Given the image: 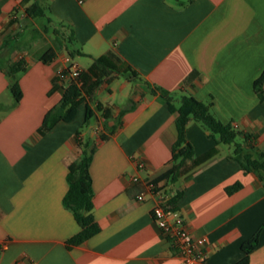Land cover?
<instances>
[{"label":"crops","instance_id":"obj_1","mask_svg":"<svg viewBox=\"0 0 264 264\" xmlns=\"http://www.w3.org/2000/svg\"><path fill=\"white\" fill-rule=\"evenodd\" d=\"M34 4L43 14L29 13ZM21 59L17 100L7 71ZM74 62L80 81L66 72ZM263 70L264 0H0V264H177L153 216L160 201L207 238L208 264H237L242 243L258 230L250 264H264V178L194 119L186 133L198 162L190 160L176 180L164 177L177 112L151 89L175 92L177 104L184 93L212 102L219 119L264 149V99L254 87ZM73 83L83 97L76 115L43 129ZM87 105L94 115L85 123ZM81 142L97 145L90 171L100 231L69 246L81 227L64 196ZM147 180L157 192L140 200Z\"/></svg>","mask_w":264,"mask_h":264},{"label":"trees","instance_id":"obj_2","mask_svg":"<svg viewBox=\"0 0 264 264\" xmlns=\"http://www.w3.org/2000/svg\"><path fill=\"white\" fill-rule=\"evenodd\" d=\"M28 11L33 15H41L44 12L43 8L38 4H34ZM54 52V49H48L41 56V59L48 62L54 56ZM107 57L110 58L116 65L120 62L116 54L111 50L107 52ZM96 62L102 63V59L97 58ZM24 63L25 60L21 59L11 64L7 71L11 81V90L17 100H20L23 94L17 74L24 69ZM133 73L134 72L131 71V74ZM254 87L261 100H263L264 70L261 75L255 79ZM151 89L153 92L159 91L161 98L168 103L170 110L172 112H177L178 136L172 147L173 163L164 174V177H170L172 180H176L178 175L190 160L194 162L197 161L194 147L189 141L186 133L189 121L194 119L210 131V135L215 138L217 144H232L234 148L231 156L238 159L246 171H254L261 178H264V149L255 145L254 135L238 129L231 122L225 123L219 119L212 110V102H205L190 93H184L180 96V104H177L175 92L160 86H153ZM82 100L83 97H81L80 89L75 85V83H73L71 90L69 92H65L60 102L45 114L42 125L43 129L51 128L60 119H73L77 113L78 105L82 102ZM93 115V108L90 105H87L85 123L88 122ZM79 133L80 131H77V134ZM238 137H241V140H239ZM81 145V156L69 164L67 174L69 187L64 196L65 205L73 210L74 216L81 227L75 235L67 240V244L69 246L80 244L100 231V225L96 220L93 211L94 190L93 179L90 171L93 153L96 150L97 145H90L89 143L82 142ZM215 150L216 148L205 154L203 159L208 158ZM239 185L240 184L237 183L236 187ZM179 196L180 193L176 194L172 199V203H174ZM259 236L260 230L242 243V248L246 254L237 262V264H250L249 255L257 247L259 243Z\"/></svg>","mask_w":264,"mask_h":264},{"label":"built area","instance_id":"obj_3","mask_svg":"<svg viewBox=\"0 0 264 264\" xmlns=\"http://www.w3.org/2000/svg\"><path fill=\"white\" fill-rule=\"evenodd\" d=\"M72 80L80 81L83 72L82 67L74 62L68 70ZM65 73V72H64ZM139 168H145V161L133 156ZM135 181L139 176H134ZM157 185L153 181H145V188L138 194V199L144 200L149 193L157 192ZM153 216L161 227L163 233L174 247L179 262L177 264H208L209 250L205 236H195L187 226L186 218L182 211L168 203L160 201L153 208Z\"/></svg>","mask_w":264,"mask_h":264},{"label":"rangeland","instance_id":"obj_4","mask_svg":"<svg viewBox=\"0 0 264 264\" xmlns=\"http://www.w3.org/2000/svg\"><path fill=\"white\" fill-rule=\"evenodd\" d=\"M129 89H132V85H130V88ZM129 89H126V90L128 91ZM118 98H119V100H122L123 99L122 95H120ZM95 120H96L95 118H92L91 119L92 122H95ZM238 139L241 140V137H238Z\"/></svg>","mask_w":264,"mask_h":264}]
</instances>
